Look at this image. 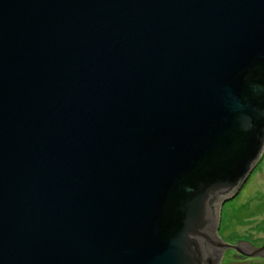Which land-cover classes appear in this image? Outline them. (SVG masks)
Listing matches in <instances>:
<instances>
[{"label":"water","instance_id":"obj_1","mask_svg":"<svg viewBox=\"0 0 264 264\" xmlns=\"http://www.w3.org/2000/svg\"><path fill=\"white\" fill-rule=\"evenodd\" d=\"M264 152V0H0V264H219Z\"/></svg>","mask_w":264,"mask_h":264},{"label":"rangeland","instance_id":"obj_2","mask_svg":"<svg viewBox=\"0 0 264 264\" xmlns=\"http://www.w3.org/2000/svg\"><path fill=\"white\" fill-rule=\"evenodd\" d=\"M219 236L234 244L239 238L264 244V152L238 192L223 204ZM219 264H264V257L229 248Z\"/></svg>","mask_w":264,"mask_h":264},{"label":"flooded vegetation","instance_id":"obj_3","mask_svg":"<svg viewBox=\"0 0 264 264\" xmlns=\"http://www.w3.org/2000/svg\"><path fill=\"white\" fill-rule=\"evenodd\" d=\"M249 256V255H248Z\"/></svg>","mask_w":264,"mask_h":264}]
</instances>
